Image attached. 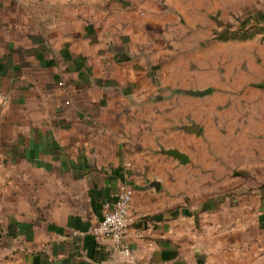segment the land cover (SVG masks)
I'll list each match as a JSON object with an SVG mask.
<instances>
[{
  "label": "crops",
  "instance_id": "crops-1",
  "mask_svg": "<svg viewBox=\"0 0 264 264\" xmlns=\"http://www.w3.org/2000/svg\"><path fill=\"white\" fill-rule=\"evenodd\" d=\"M62 2L0 0V264H264V186L185 206L159 153L184 150V106L158 100L147 13L129 11L119 50ZM123 181L119 245L89 229Z\"/></svg>",
  "mask_w": 264,
  "mask_h": 264
},
{
  "label": "rangeland",
  "instance_id": "rangeland-1",
  "mask_svg": "<svg viewBox=\"0 0 264 264\" xmlns=\"http://www.w3.org/2000/svg\"><path fill=\"white\" fill-rule=\"evenodd\" d=\"M71 1L83 17H96L102 38L119 43V50L132 40L129 11L147 13V50L141 52L159 86L158 100L178 106L183 100V118L172 130L182 133L184 150L167 149L186 160L180 163L162 148L159 153L182 168L185 206L241 183L248 190L264 186V0ZM191 125L199 131L186 130Z\"/></svg>",
  "mask_w": 264,
  "mask_h": 264
},
{
  "label": "built area",
  "instance_id": "built-area-1",
  "mask_svg": "<svg viewBox=\"0 0 264 264\" xmlns=\"http://www.w3.org/2000/svg\"><path fill=\"white\" fill-rule=\"evenodd\" d=\"M132 192L133 189L128 182H121L114 200L105 203L102 218L89 229L90 234L95 238L110 237L115 243L121 245L126 229L134 223V216L130 209ZM123 252L127 254L124 246Z\"/></svg>",
  "mask_w": 264,
  "mask_h": 264
},
{
  "label": "water",
  "instance_id": "water-1",
  "mask_svg": "<svg viewBox=\"0 0 264 264\" xmlns=\"http://www.w3.org/2000/svg\"><path fill=\"white\" fill-rule=\"evenodd\" d=\"M205 92L206 93L209 92V89H207L203 93L199 92V91H195V92L192 91V94L201 95V94H204ZM186 130H188L189 132L196 133V132L199 131V127L197 125H191V126H188L186 128ZM163 153H165V154H167L169 156H173V157L177 158L180 163H184L185 160H186L185 154H183L182 152L178 151L177 149H165V150H163Z\"/></svg>",
  "mask_w": 264,
  "mask_h": 264
}]
</instances>
